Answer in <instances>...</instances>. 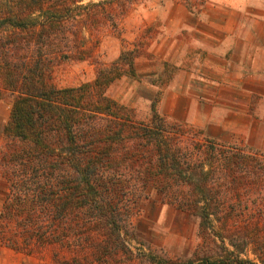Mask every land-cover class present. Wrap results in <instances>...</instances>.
I'll return each instance as SVG.
<instances>
[{
  "label": "trees",
  "instance_id": "1",
  "mask_svg": "<svg viewBox=\"0 0 264 264\" xmlns=\"http://www.w3.org/2000/svg\"><path fill=\"white\" fill-rule=\"evenodd\" d=\"M135 1L0 0V98L14 95L3 129L10 191L0 244L26 253L85 246L96 264H108L107 245H90L89 225L151 185L198 215L203 255L147 264H264V155L197 137L166 122L154 104L151 120L137 121L106 94L134 73L141 49L122 50L106 65L92 41L102 25L116 30ZM64 61L92 62L95 78L57 87L53 71ZM213 221L222 227L216 235ZM54 264L68 262L54 254Z\"/></svg>",
  "mask_w": 264,
  "mask_h": 264
},
{
  "label": "rangeland",
  "instance_id": "2",
  "mask_svg": "<svg viewBox=\"0 0 264 264\" xmlns=\"http://www.w3.org/2000/svg\"><path fill=\"white\" fill-rule=\"evenodd\" d=\"M88 1L97 0H83V3ZM204 1L136 0L130 11L119 20L116 30L102 25L96 32L94 42L92 41L94 55L103 64H110L122 50L134 46L141 49V54L134 60V73L122 74L106 90L110 98L133 111L135 120L146 123L151 120L152 104L157 111L162 88L174 72L171 62L158 57L152 49L163 35H170L171 17H179L181 14L177 11L176 4L197 15ZM95 74V66L90 61H64L55 67L53 81L57 87H72L93 80ZM13 98L14 95L9 91L3 92L0 98V118L5 122L4 126ZM157 113L162 116L158 111ZM162 117L169 124L183 126L188 132H196L197 137L207 138L197 128ZM185 135L187 136V133ZM222 144L264 155V150L245 144ZM6 149L8 141L3 135L0 144V210L10 191L9 184L2 175L4 164L1 158ZM138 193L140 194L132 196L130 201H122L120 210L113 215L101 217L100 220L98 218L97 221L95 219L89 225L90 245L94 251L105 243L107 246L104 253L111 255L108 264H147L156 257L185 260L203 255L199 246L200 221L196 213L170 203L160 190L151 185L140 189ZM209 229H214L212 233L216 235L214 231L222 227L213 221ZM73 253L67 244L47 245L31 253L0 244V264H54V254L68 264H96L92 251L85 246L73 250ZM249 257H252L250 253ZM73 258H76V261L72 260Z\"/></svg>",
  "mask_w": 264,
  "mask_h": 264
},
{
  "label": "crops",
  "instance_id": "3",
  "mask_svg": "<svg viewBox=\"0 0 264 264\" xmlns=\"http://www.w3.org/2000/svg\"><path fill=\"white\" fill-rule=\"evenodd\" d=\"M176 7L152 49L174 68L157 111L219 143L264 150V0H205L197 15Z\"/></svg>",
  "mask_w": 264,
  "mask_h": 264
}]
</instances>
